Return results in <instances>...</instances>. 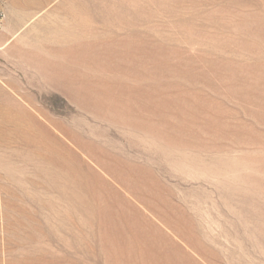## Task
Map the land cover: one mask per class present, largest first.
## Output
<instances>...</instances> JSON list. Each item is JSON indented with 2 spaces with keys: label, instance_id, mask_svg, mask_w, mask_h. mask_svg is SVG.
<instances>
[{
  "label": "rangeland",
  "instance_id": "374dc122",
  "mask_svg": "<svg viewBox=\"0 0 264 264\" xmlns=\"http://www.w3.org/2000/svg\"><path fill=\"white\" fill-rule=\"evenodd\" d=\"M0 264H264V0H0Z\"/></svg>",
  "mask_w": 264,
  "mask_h": 264
},
{
  "label": "bare ground",
  "instance_id": "6f19581e",
  "mask_svg": "<svg viewBox=\"0 0 264 264\" xmlns=\"http://www.w3.org/2000/svg\"><path fill=\"white\" fill-rule=\"evenodd\" d=\"M56 173V172H55ZM59 182V181H58ZM61 185V184H60ZM63 186V185H62ZM74 187V186H73ZM76 189V188H75Z\"/></svg>",
  "mask_w": 264,
  "mask_h": 264
}]
</instances>
